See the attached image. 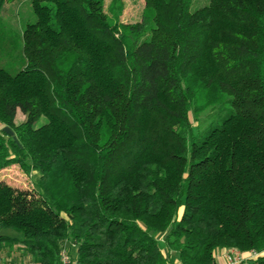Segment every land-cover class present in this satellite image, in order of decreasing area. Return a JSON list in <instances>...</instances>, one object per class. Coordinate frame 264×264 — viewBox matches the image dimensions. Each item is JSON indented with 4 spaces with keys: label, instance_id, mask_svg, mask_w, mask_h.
<instances>
[{
    "label": "trees",
    "instance_id": "trees-1",
    "mask_svg": "<svg viewBox=\"0 0 264 264\" xmlns=\"http://www.w3.org/2000/svg\"><path fill=\"white\" fill-rule=\"evenodd\" d=\"M21 1L0 55V171L32 189L0 180V249L168 264L163 236L179 264L229 249L264 264V0H143L133 24L104 0Z\"/></svg>",
    "mask_w": 264,
    "mask_h": 264
},
{
    "label": "rangeland",
    "instance_id": "rangeland-1",
    "mask_svg": "<svg viewBox=\"0 0 264 264\" xmlns=\"http://www.w3.org/2000/svg\"><path fill=\"white\" fill-rule=\"evenodd\" d=\"M112 2L116 10H118L119 6L122 7L119 18L120 22L124 24H133L141 20V14L144 8L143 0H104V10L108 15H110L109 7ZM207 3L208 0H191L190 9L195 10L205 6ZM28 9L26 2L21 0H15L4 5L1 12V18L7 32L12 33L11 35L7 32L3 34L5 36V42L4 44H0V46L2 45L0 47V55H2V48H11V46L13 47L17 44L16 39L12 35L19 31L21 23L29 13ZM12 59H14L13 56ZM16 119L17 121H20L22 116L18 114ZM189 119L190 122L195 125L191 113H189ZM0 180H3L7 185L20 190L30 191L32 189V178L24 175L17 167H9L4 171H0ZM0 234L8 235L9 231H1ZM9 235L13 236V234ZM65 246L67 247V244ZM8 258H11V261L8 259L7 264H34L32 259L24 253L20 245H15L14 248H12V255L8 256Z\"/></svg>",
    "mask_w": 264,
    "mask_h": 264
},
{
    "label": "built area",
    "instance_id": "built-area-1",
    "mask_svg": "<svg viewBox=\"0 0 264 264\" xmlns=\"http://www.w3.org/2000/svg\"><path fill=\"white\" fill-rule=\"evenodd\" d=\"M258 256L255 252H248L246 256L242 252L229 249L226 251L224 261L221 264H243L249 260L255 259ZM60 264H72L71 255L66 246H63L59 253ZM215 264V263H214Z\"/></svg>",
    "mask_w": 264,
    "mask_h": 264
},
{
    "label": "crops",
    "instance_id": "crops-1",
    "mask_svg": "<svg viewBox=\"0 0 264 264\" xmlns=\"http://www.w3.org/2000/svg\"><path fill=\"white\" fill-rule=\"evenodd\" d=\"M159 247L161 252L167 257L168 264H179L178 255L175 252H168L164 244V237L159 236ZM14 248V247H12ZM12 248L4 247L0 249V264H7L8 256L12 255ZM227 250H220L216 253L215 264H221L224 261V257ZM246 256V253H243ZM7 256V257H6ZM11 261V258L9 259ZM247 262L243 263L246 264Z\"/></svg>",
    "mask_w": 264,
    "mask_h": 264
}]
</instances>
